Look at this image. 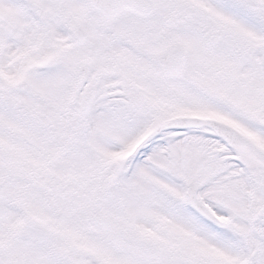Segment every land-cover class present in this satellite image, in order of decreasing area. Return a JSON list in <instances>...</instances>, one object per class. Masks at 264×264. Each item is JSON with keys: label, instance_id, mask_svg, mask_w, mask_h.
Instances as JSON below:
<instances>
[{"label": "snow or ice", "instance_id": "1", "mask_svg": "<svg viewBox=\"0 0 264 264\" xmlns=\"http://www.w3.org/2000/svg\"><path fill=\"white\" fill-rule=\"evenodd\" d=\"M0 264H264V0H0Z\"/></svg>", "mask_w": 264, "mask_h": 264}]
</instances>
